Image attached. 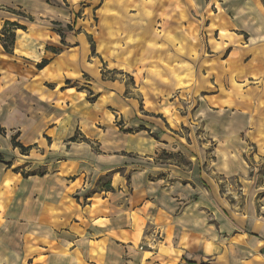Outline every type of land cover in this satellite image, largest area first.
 I'll list each match as a JSON object with an SVG mask.
<instances>
[{
    "label": "clouds",
    "instance_id": "clouds-1",
    "mask_svg": "<svg viewBox=\"0 0 264 264\" xmlns=\"http://www.w3.org/2000/svg\"><path fill=\"white\" fill-rule=\"evenodd\" d=\"M17 4L25 12L26 31L10 26V38L0 37V264L35 261L41 244L49 249L44 264H121L108 258L124 252L111 237L123 236L125 227L135 230L125 211L106 212L112 209L108 201L96 215L90 208L74 209L84 228L108 242L101 250L93 243L95 236L83 229L65 234L68 213H53L48 207L49 195L61 192L67 204L65 185L55 183V191L52 185L47 190L41 185L30 192L31 181L15 174L32 177L53 171L84 173L81 196H87L89 179L103 174L111 181L123 173L131 183L120 179L113 184L122 200L134 188L155 201L152 212L141 209L148 221L143 243L124 246L134 264H176L180 248L191 256L190 248L203 250L209 243L212 252L196 257V264H264V181L249 175L264 167V0ZM206 20L211 23L206 25ZM223 30L229 39L220 38ZM45 61L52 62L50 71L57 75L40 71ZM140 68L144 72L137 83ZM249 79L251 86L240 93L237 82ZM70 86L80 92L69 93ZM85 91L88 95L81 96ZM147 101L152 103L145 107ZM108 108L123 119L109 121ZM165 108L171 109L167 116L174 121L169 138L187 165L180 169L150 160L165 149L149 136L157 134L148 127L155 120L149 116ZM141 121L147 132L141 130ZM98 124L108 130L102 132ZM117 124L137 135L125 136ZM42 134H49L60 148L49 147ZM120 189L125 191L121 194ZM100 214L111 219L97 224ZM257 228L262 239L246 234ZM170 229L176 232L178 250L165 260L164 234ZM185 235L192 239L181 243ZM145 245L153 250L150 261L143 254Z\"/></svg>",
    "mask_w": 264,
    "mask_h": 264
},
{
    "label": "crops",
    "instance_id": "crops-1",
    "mask_svg": "<svg viewBox=\"0 0 264 264\" xmlns=\"http://www.w3.org/2000/svg\"><path fill=\"white\" fill-rule=\"evenodd\" d=\"M209 3H211V0H209ZM0 11L4 13L3 16H0V19L3 20V25L6 21H12L17 22L18 24L22 25L23 20L25 19V12L20 8V6L17 4V0H4V3L0 5ZM21 13L23 15L17 14ZM7 18H4V17ZM208 21V20H207ZM1 31V29H0ZM18 32L26 31V29H17ZM68 31L71 34L73 32V28L71 25L68 26ZM79 34V33H78ZM222 35V37H221ZM59 38L63 41L65 37L63 35L58 34ZM220 38L223 40H227L230 38L229 33L227 30H223L219 32ZM1 37V32H0ZM225 46H228L225 44ZM74 47H80L79 43H76ZM89 47H91L89 43ZM53 54L60 55L61 53L57 52L55 49L52 50ZM52 67V62L48 61L47 65L43 68H40V71L42 73L47 72L50 76H55L57 73L50 71ZM72 75H75V73H72ZM251 80V79H249ZM61 91H64V89H61ZM67 91L69 93L73 91L80 92V89L69 87L67 88ZM88 93L81 92V96H87ZM145 116H148V113H144ZM105 116L109 119V121L114 122L116 119V113L111 110V108H108L105 111ZM152 117H155V120L151 123H149L148 127H150L153 132L157 133L156 135L149 134L151 140L154 142L155 145H162L163 149L167 150L169 146H172V151L179 152V147H176L173 141L169 140L168 138L170 135L168 134V131L171 132L174 130L171 129V126L168 124V119L164 121H160L156 114H151L149 116V120L152 119ZM122 118V117H121ZM167 121V123H166ZM168 124V126H167ZM97 128H99L102 132L107 131V127L102 125H97ZM140 128L142 131L147 132V129L144 128V122H140ZM117 130L119 132H122L125 136H136L137 132L133 131L132 128H125L120 129L117 126ZM171 130V131H170ZM159 134H161V138H158ZM43 138L46 143H48L49 147L56 150L60 148V143L57 141H54L50 138L49 134H42ZM158 135V136H157ZM178 135V134H176ZM15 138V137H14ZM148 136L145 137L147 139ZM182 141L185 139V137L181 138ZM66 143V142H65ZM73 143H75V140H73ZM191 143V142H189ZM23 153V152H22ZM122 155H124L126 158H130L131 154L122 151ZM159 159L162 162H171V159L169 160H163L162 158H159V152L157 156L150 157V160L156 161ZM176 165L177 169H180L181 166L186 167L187 165L177 164L174 162H171ZM134 165H128V167H132ZM76 165H73V168H75ZM16 176L21 177L24 180H30L32 188L30 189V192L35 189L39 188L41 185L45 186V190L48 189L49 185H52V191H55L54 184L59 182L66 186V190L68 195L65 197V200L67 201V204H65L64 200H61V197H64V193H58L57 195H49V200L51 203L48 205V207L52 210L53 213H59L63 214L64 212H67L68 215L63 218V223L67 225L63 229V232L65 234H74L76 232H79L81 229L88 232V235L95 236V239L93 240V243L97 246H100L101 250H103L104 245H106L108 242L104 239L103 235H97L96 233L88 231L84 226L81 224V220L83 217L79 215V213H76L73 215L74 209L80 208H90L92 210V214L96 215V211L99 207H102L105 203V201H108L112 209H105L106 212H112V210H123L128 214V217L131 219L132 223L135 225V230L130 231L129 228H124V235L121 236L119 233H116L115 236L111 237L115 241V244L119 247L124 248V252L120 256L113 255L109 257L108 259L112 261H120L121 264H134L133 257L128 256V248L124 247L125 245L131 246L133 242L136 244H142L144 236L148 235V221L146 217L141 213V209H144L146 212H152L155 201L148 198L146 195L141 196L139 195L134 188H128L127 191L129 193L127 200H122L117 193V190L113 187V184L116 183L118 180L123 179L126 184H130L131 180L124 176L123 173H116L114 176H112L111 181H109L103 174H101L98 177H93L88 180L87 187L84 188V191L87 193V196H81L80 195V189L84 187L82 184V176L84 173H81L79 175H71V174H65L63 171H53L49 172L46 175H37L32 177H25L23 172H16ZM250 176H257L258 182L264 181V167L257 168L253 173L249 174ZM51 176L55 178L53 181H49L48 177ZM63 179H60V178ZM166 178H162L161 182H164ZM221 184H223V181H221ZM125 191V189H120V193L122 194ZM23 195L25 199L28 198V194H20ZM19 198V196L17 197ZM257 212L260 211V208L257 207ZM155 215V213H153ZM97 224H104L106 221H109L111 219V215H103L100 214L96 217ZM23 222V221H21ZM115 232V229H113ZM261 231L260 228L249 230L246 234L255 238V239H262V237L259 235V232ZM160 234L157 233V236ZM128 237H131V239H128ZM64 237L61 236V239ZM75 239H79V235L75 236ZM164 239L168 241V245H165L166 253L164 255V259H168L169 254H175L177 252V236L175 230H169L167 233L164 234ZM164 239H161V244L164 243ZM192 237H189L187 235L180 238V242L184 243L185 241H190ZM72 243V241H69ZM170 245V246H169ZM72 247L75 248V243H72ZM41 252L37 254L35 261L29 260L28 264H44V261L48 258L49 249H47L43 244L40 245ZM72 249H69L71 251ZM189 251L192 252V255L189 256L183 248L179 249V256L177 257L176 264H196V257L200 255H207L212 252V245L209 243L205 249L203 250H195L194 248H190ZM261 253L264 254V249H261ZM144 256L147 258L148 261L151 260L153 255V250L145 245L143 250ZM156 264H160L159 261L156 262ZM200 264H208L207 261H201Z\"/></svg>",
    "mask_w": 264,
    "mask_h": 264
},
{
    "label": "rangeland",
    "instance_id": "rangeland-1",
    "mask_svg": "<svg viewBox=\"0 0 264 264\" xmlns=\"http://www.w3.org/2000/svg\"><path fill=\"white\" fill-rule=\"evenodd\" d=\"M134 2H139V0H134ZM134 11H135V9H133V12H134ZM211 11H212L213 13H215V11H216L215 4H212ZM96 22L99 23V20L97 19ZM158 22L162 23V20H161V21H158ZM183 23H184V25H185V27H186L187 24H188V21H184ZM210 23H211L210 20H208V21L206 20V21H205V24H206V25H208V24H210ZM165 30H166V29H165ZM221 37H222V35H221ZM221 39H222V38H221ZM89 43H90V45H91V41H89ZM218 43H219V41H218ZM93 55H94V54H93ZM94 58H95V57H94ZM102 62H103V61H102ZM120 71L122 72V71H123V68H121ZM143 72H144V69H143V68H140V69L137 70V75L134 77V79L136 80L137 83H139L140 74L143 73ZM251 84H252V80H247L246 82H243V83H241V82L238 81V82H237V86H238L239 92H240V93H244L245 90L248 89V88L251 86ZM151 103H152V101H147L146 104H145V107H147V106L150 105ZM170 112H171V109H169V108H165L164 111L159 112V113H153V114H156V117H157L161 122H162V121L165 122V120L168 119V124H169V126H171V129H172V128L174 129V121L170 120V119L168 118V116H167V114L170 113ZM145 113H146V112H145ZM117 119L122 120L123 118H121V117L118 118V117L116 116L115 121H116ZM115 121H114V122H115ZM166 123H167V121H166ZM168 124H167V126H168ZM117 126H118L120 129L123 128V127H121L119 124H117ZM181 128H184L185 131H187L185 125L181 124ZM170 131H171V130H170ZM170 133H171V132L168 131V134H169V135H170ZM176 134L180 135V133H179L178 131L176 132ZM157 136H158V135H157ZM158 138H161V134H159ZM168 139L170 140V138H168ZM185 139H188V143L191 142L190 138L185 137ZM176 147H177V146H176ZM178 153H179V152H175V151H171V152H169V151H167V150H163V151H160V152H159V158H162L163 160H169V159H171V162H174V163H177V164L185 165L186 163L183 161L182 158H180V157L178 156Z\"/></svg>",
    "mask_w": 264,
    "mask_h": 264
},
{
    "label": "trees",
    "instance_id": "trees-1",
    "mask_svg": "<svg viewBox=\"0 0 264 264\" xmlns=\"http://www.w3.org/2000/svg\"><path fill=\"white\" fill-rule=\"evenodd\" d=\"M17 14L23 15L21 13H17ZM10 26L12 28H16V30L17 29H25L24 27H22V25L18 24L17 22L6 21L4 24V28L1 29V31H0L1 37H3L4 39L10 38ZM47 63H48V61H45L43 67H45L47 65ZM13 139H15V138H13ZM21 151L24 153L26 150L21 148Z\"/></svg>",
    "mask_w": 264,
    "mask_h": 264
}]
</instances>
